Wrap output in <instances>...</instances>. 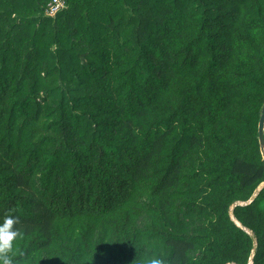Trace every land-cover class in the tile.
Here are the masks:
<instances>
[{
	"label": "trees",
	"instance_id": "16d2710c",
	"mask_svg": "<svg viewBox=\"0 0 264 264\" xmlns=\"http://www.w3.org/2000/svg\"><path fill=\"white\" fill-rule=\"evenodd\" d=\"M50 1L0 0L14 264H264V0Z\"/></svg>",
	"mask_w": 264,
	"mask_h": 264
},
{
	"label": "clouds",
	"instance_id": "9594fccd",
	"mask_svg": "<svg viewBox=\"0 0 264 264\" xmlns=\"http://www.w3.org/2000/svg\"><path fill=\"white\" fill-rule=\"evenodd\" d=\"M18 223L19 218L16 215L8 214L0 217V264H14L12 259L14 242L20 235L16 227ZM151 264H164V261L154 258Z\"/></svg>",
	"mask_w": 264,
	"mask_h": 264
},
{
	"label": "water",
	"instance_id": "95a60500",
	"mask_svg": "<svg viewBox=\"0 0 264 264\" xmlns=\"http://www.w3.org/2000/svg\"><path fill=\"white\" fill-rule=\"evenodd\" d=\"M257 139H258L260 154H261L262 160L264 161V103L261 107L259 120H258ZM263 187H264V183L262 185H260V187L257 189L255 194L253 195L252 199L258 194V192ZM252 199L250 201H248L247 203H245L244 205L249 204L252 201Z\"/></svg>",
	"mask_w": 264,
	"mask_h": 264
},
{
	"label": "built area",
	"instance_id": "2783aa9c",
	"mask_svg": "<svg viewBox=\"0 0 264 264\" xmlns=\"http://www.w3.org/2000/svg\"><path fill=\"white\" fill-rule=\"evenodd\" d=\"M66 8V0H51L45 7L44 15L54 17L57 13Z\"/></svg>",
	"mask_w": 264,
	"mask_h": 264
}]
</instances>
